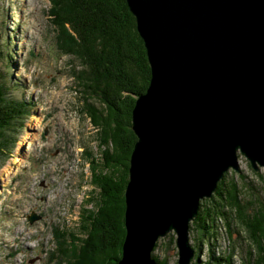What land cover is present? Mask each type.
I'll use <instances>...</instances> for the list:
<instances>
[{"label":"water","instance_id":"water-1","mask_svg":"<svg viewBox=\"0 0 264 264\" xmlns=\"http://www.w3.org/2000/svg\"><path fill=\"white\" fill-rule=\"evenodd\" d=\"M150 66L135 98L136 136L117 264H159L172 232L191 264L190 223L239 156L264 167V0H126ZM40 216L31 212L29 222Z\"/></svg>","mask_w":264,"mask_h":264},{"label":"rangeland","instance_id":"rangeland-1","mask_svg":"<svg viewBox=\"0 0 264 264\" xmlns=\"http://www.w3.org/2000/svg\"><path fill=\"white\" fill-rule=\"evenodd\" d=\"M49 6V0H0V84L8 98L27 101L30 111L11 152L0 155V264H54L53 230H76L80 207L96 196L85 159L86 151L99 155L96 129L71 75L77 62L56 47ZM238 160L239 172L227 176L249 202L247 213L264 203V167L255 171L244 156ZM31 212L40 217L29 222ZM237 228L229 239L220 223L215 254L223 258L233 243V263L242 264L249 242ZM168 234L158 239L154 254L177 264ZM198 241L199 232L191 231V244ZM206 258L203 244L193 261Z\"/></svg>","mask_w":264,"mask_h":264},{"label":"trees","instance_id":"trees-1","mask_svg":"<svg viewBox=\"0 0 264 264\" xmlns=\"http://www.w3.org/2000/svg\"><path fill=\"white\" fill-rule=\"evenodd\" d=\"M49 2L56 47L77 62L71 75L82 93V109L96 129L99 151V155L88 151L85 155L96 196L87 197L80 207L76 230H53L54 264H117L125 236L129 157L137 139L131 128V111L136 96L146 91L150 80L146 50L126 0ZM7 90L0 84V155L11 152L30 112L27 101L8 98ZM248 203L240 198L238 183L232 177L229 180L227 172L212 196L200 200L189 231L199 232V241L192 245L197 256L206 245L203 264H234L233 243L223 258L215 254L220 223L229 239L239 233L238 225L246 232L249 243L240 263L264 264V203L246 213ZM168 235L173 243L174 234ZM156 247L157 242L152 251L155 260L169 264L154 254ZM191 264L201 263L192 260Z\"/></svg>","mask_w":264,"mask_h":264}]
</instances>
